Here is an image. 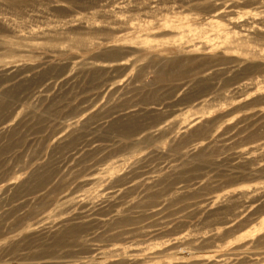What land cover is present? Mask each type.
I'll list each match as a JSON object with an SVG mask.
<instances>
[{
	"label": "rangeland",
	"instance_id": "374dc122",
	"mask_svg": "<svg viewBox=\"0 0 264 264\" xmlns=\"http://www.w3.org/2000/svg\"><path fill=\"white\" fill-rule=\"evenodd\" d=\"M0 264H264V0H0Z\"/></svg>",
	"mask_w": 264,
	"mask_h": 264
}]
</instances>
